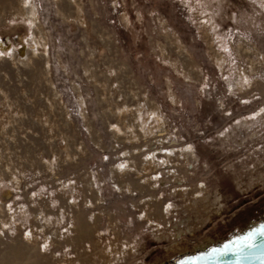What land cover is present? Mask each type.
I'll return each instance as SVG.
<instances>
[{
	"label": "rangeland",
	"instance_id": "374dc122",
	"mask_svg": "<svg viewBox=\"0 0 264 264\" xmlns=\"http://www.w3.org/2000/svg\"><path fill=\"white\" fill-rule=\"evenodd\" d=\"M263 213L264 0H0V264H160Z\"/></svg>",
	"mask_w": 264,
	"mask_h": 264
},
{
	"label": "water",
	"instance_id": "95a60500",
	"mask_svg": "<svg viewBox=\"0 0 264 264\" xmlns=\"http://www.w3.org/2000/svg\"><path fill=\"white\" fill-rule=\"evenodd\" d=\"M160 264H264V213L218 241L176 254Z\"/></svg>",
	"mask_w": 264,
	"mask_h": 264
},
{
	"label": "bare ground",
	"instance_id": "6f19581e",
	"mask_svg": "<svg viewBox=\"0 0 264 264\" xmlns=\"http://www.w3.org/2000/svg\"><path fill=\"white\" fill-rule=\"evenodd\" d=\"M14 214H17V210L16 211H14ZM11 220L12 221H14V216H12V218H11ZM31 225V224H30ZM28 236H32V233H30L29 232V234H28ZM19 248L20 247H18V250H19ZM46 251H48L49 249H50V245L49 244H47V243H45V248H44ZM32 250H34L33 248H32ZM35 251V250H34ZM17 254V253H16ZM15 256V255H14ZM5 264H7V261L5 260ZM18 262H19V259H18V257H16V258H14L13 259V261H12V264H18Z\"/></svg>",
	"mask_w": 264,
	"mask_h": 264
}]
</instances>
